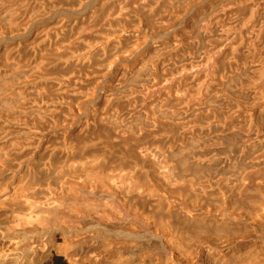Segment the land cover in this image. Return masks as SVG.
<instances>
[{
	"label": "bare ground",
	"instance_id": "1",
	"mask_svg": "<svg viewBox=\"0 0 264 264\" xmlns=\"http://www.w3.org/2000/svg\"><path fill=\"white\" fill-rule=\"evenodd\" d=\"M0 264H264V0H0Z\"/></svg>",
	"mask_w": 264,
	"mask_h": 264
},
{
	"label": "rangeland",
	"instance_id": "2",
	"mask_svg": "<svg viewBox=\"0 0 264 264\" xmlns=\"http://www.w3.org/2000/svg\"><path fill=\"white\" fill-rule=\"evenodd\" d=\"M0 47H1V45H0Z\"/></svg>",
	"mask_w": 264,
	"mask_h": 264
}]
</instances>
